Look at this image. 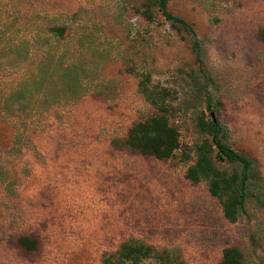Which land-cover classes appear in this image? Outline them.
Wrapping results in <instances>:
<instances>
[{
    "label": "rangeland",
    "instance_id": "obj_1",
    "mask_svg": "<svg viewBox=\"0 0 264 264\" xmlns=\"http://www.w3.org/2000/svg\"><path fill=\"white\" fill-rule=\"evenodd\" d=\"M143 1L0 0V264H113L129 240L172 264H221L230 247L264 264V208L247 203L230 224L207 185L184 176L209 140L196 129L209 116L198 86L264 181V0H171L201 63L156 8L142 16ZM143 75L169 94L180 147L166 161L122 147L156 114L138 93Z\"/></svg>",
    "mask_w": 264,
    "mask_h": 264
},
{
    "label": "trees",
    "instance_id": "obj_2",
    "mask_svg": "<svg viewBox=\"0 0 264 264\" xmlns=\"http://www.w3.org/2000/svg\"><path fill=\"white\" fill-rule=\"evenodd\" d=\"M170 1L144 0L141 5L142 16L150 21L151 9L156 8L173 30L188 36L191 51L201 63L202 48L193 28L167 11V4ZM258 37L264 44V28L259 31ZM139 79L138 93L156 114L133 124L123 140L122 147L131 153L151 157L157 161L169 160L175 156L180 145L179 134L170 124L169 118L173 116V109L166 100L168 91L161 88L153 89L148 75H143ZM192 88V91L196 90L202 94L205 110L209 113L208 117L201 116L197 119L196 129L209 140H203L195 146L194 162L187 167L184 176L192 185L205 183L209 195L220 205L223 218L234 224L245 216L247 203H251L255 209L264 208V181L258 177L253 161L238 154L226 144V131L213 115L212 101L206 88L198 86ZM16 102L18 105L23 104V101L12 99L13 104ZM219 164L230 166L234 171L228 174L218 167ZM17 244L27 251L35 249V242L26 237L19 238ZM153 260L159 264L174 262L166 252H159L141 242L129 240L120 245L113 264H153ZM221 264H243L242 255L234 247L226 248L222 252Z\"/></svg>",
    "mask_w": 264,
    "mask_h": 264
},
{
    "label": "water",
    "instance_id": "obj_3",
    "mask_svg": "<svg viewBox=\"0 0 264 264\" xmlns=\"http://www.w3.org/2000/svg\"><path fill=\"white\" fill-rule=\"evenodd\" d=\"M213 117V115H211Z\"/></svg>",
    "mask_w": 264,
    "mask_h": 264
}]
</instances>
